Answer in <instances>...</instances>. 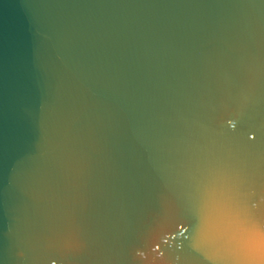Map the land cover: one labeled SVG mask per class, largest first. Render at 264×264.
<instances>
[{
	"label": "water",
	"instance_id": "1",
	"mask_svg": "<svg viewBox=\"0 0 264 264\" xmlns=\"http://www.w3.org/2000/svg\"><path fill=\"white\" fill-rule=\"evenodd\" d=\"M0 264H264V0H0Z\"/></svg>",
	"mask_w": 264,
	"mask_h": 264
}]
</instances>
